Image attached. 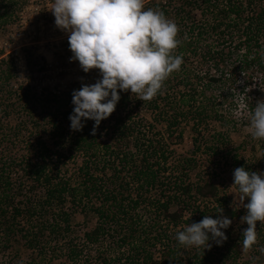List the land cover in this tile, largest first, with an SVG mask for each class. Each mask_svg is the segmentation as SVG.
Listing matches in <instances>:
<instances>
[{"label":"trees","instance_id":"16d2710c","mask_svg":"<svg viewBox=\"0 0 264 264\" xmlns=\"http://www.w3.org/2000/svg\"><path fill=\"white\" fill-rule=\"evenodd\" d=\"M25 2L0 0V38ZM144 8L176 24L180 70L147 101L118 90L95 135L91 120L81 131L69 127L72 92L86 81L42 85L41 73L53 65L37 46L22 49L25 76L0 48V264H247L242 254L264 255L261 226L247 251L244 228L231 224L227 239L210 248L175 240L188 223L216 218L220 209L229 219L245 215L231 209L213 176L225 164L251 168L232 144L233 113L220 108L233 102L242 74L264 72V0H149ZM64 51L71 54L68 45ZM64 51L53 54L61 60ZM186 127L189 155L173 147Z\"/></svg>","mask_w":264,"mask_h":264},{"label":"clouds","instance_id":"9594fccd","mask_svg":"<svg viewBox=\"0 0 264 264\" xmlns=\"http://www.w3.org/2000/svg\"><path fill=\"white\" fill-rule=\"evenodd\" d=\"M50 10L55 26L67 33L70 61H78L85 73L97 69L100 76L95 83L73 90L68 117L72 131H81L91 120L90 134L95 135L100 122L114 111L118 90L147 101L170 74L180 70L182 57L173 55L179 43L176 24L158 10L145 9L144 0H52ZM248 119L251 137L264 139V100L255 104ZM233 186L235 206L246 209L240 218L247 224L240 243L247 250L256 243L257 222H264V171L237 167ZM222 211L216 212L221 213L216 218L205 215L199 222L188 223L175 233V240L185 248H210V241L222 244L227 239L223 230L231 224Z\"/></svg>","mask_w":264,"mask_h":264},{"label":"rangeland","instance_id":"374dc122","mask_svg":"<svg viewBox=\"0 0 264 264\" xmlns=\"http://www.w3.org/2000/svg\"><path fill=\"white\" fill-rule=\"evenodd\" d=\"M48 0H28V2H25V6L23 10H21V17L15 18L13 20V23L16 24L12 30L13 33H19L23 32L26 35H30L29 31H31L32 26H36L38 22H40L42 17H45L40 15L43 12H49L51 11V6H45L44 4L47 3ZM51 1V0H50ZM149 0H144V3L148 2ZM36 5H44V8H40L39 10L36 9ZM50 17H53V19H50ZM46 17L45 23L42 24L41 31L44 32V35L48 36L50 40L47 44L44 45L45 41L40 43V52H42L48 61L50 63H54L56 61L54 57V51L63 52L66 45H68V39L66 36L67 33L63 32L62 30L58 29L54 24V16ZM52 22V23H51ZM63 32L65 35V38L62 39V35L59 34ZM55 34V35H54ZM61 35V36H60ZM16 53L21 54L22 50H16ZM64 56V57H63ZM71 54H68L66 51H64V54H62L63 59L58 60V64L53 65L51 68H48L47 72L41 73L42 81L41 84L44 85L50 84L52 87L60 86L63 88V86L68 85V83L71 81H78L79 79L81 81H86L87 84H93L96 82L97 79L100 78L99 71L97 69H91L89 72L85 73L82 71V69L79 66L78 61L71 60L70 57ZM93 70V71H92ZM92 71V72H91ZM246 77H249L251 81L248 78L247 83H243L242 80ZM247 81V80H246ZM239 82V83H238ZM237 84L233 85V93H234V99L233 102L227 103L224 107L220 108L221 110L227 111L233 113L234 120L236 121V124H238L239 128L236 131H233L231 133V139L232 144L236 146H240L243 155L246 159H248L250 163V167L253 169H247L251 172H261L264 171V139H253L251 135L248 133L247 128L249 125V113L251 109L255 106V104L258 101L264 100V72L255 70L248 72L246 75L242 74L239 77V81ZM39 93V90H38ZM1 115V114H0ZM15 114L11 115V117H14ZM193 134L190 132V128L186 127V130L184 131L183 140H181L178 144H175L173 147L176 149V151L179 154L189 155L192 154L194 145L192 140ZM200 159L204 160V165H209L208 161L209 158L206 155V150L204 147H202L201 153H199ZM219 157H222L219 155ZM223 161V160H222ZM72 166V164H71ZM192 173V180H196V176ZM213 179L217 182H220L223 184V188L227 192L229 198H230V207L231 209H236L241 211V213L244 211L246 213V209L240 205L239 207L235 206L234 200L236 197L235 188L234 186L231 187L233 183V170L231 169V166L229 165H222L220 166L219 170L215 171ZM247 198H245L243 203H247ZM77 222L81 224L79 229L83 228L82 221L83 218L81 215L76 216ZM231 220L232 227L239 229L240 227H243L244 229L247 228L246 223H241V219L238 217H235ZM230 225V226H231ZM261 229L263 233L261 234L264 237V222H257L256 224V232L258 235V230ZM264 239V238H263ZM245 251V250H244ZM247 251V250H246ZM246 253V252H245ZM242 258L249 259V262H246L247 264H264V255L256 256V258H251L247 254L243 255ZM251 262V263H250ZM55 264H62V263H55Z\"/></svg>","mask_w":264,"mask_h":264},{"label":"built area","instance_id":"2783aa9c","mask_svg":"<svg viewBox=\"0 0 264 264\" xmlns=\"http://www.w3.org/2000/svg\"><path fill=\"white\" fill-rule=\"evenodd\" d=\"M43 1V0H42ZM46 1V0H45ZM50 4H52V0H48L46 4H44L45 6H49ZM44 5H36V9H40V8H44ZM45 16L42 17L40 22H38L36 24V26H32L31 27V31H29L30 35H26L25 33H23L22 31L19 33H13V32H8L7 34V38H0V48L5 50V54L4 56L10 55L11 57L14 58V60L17 63V67L19 70V73L22 76H25L27 74H29V70L27 68V64H26V58L25 55L26 53L23 52V48L24 47H31V46H37L38 47V52L40 54H43L42 52H40V43L45 41L44 45L47 44L50 40L49 37L46 35H44V32L41 31L42 28V24L45 23V19L46 17H50L52 16V12H43L40 15ZM50 19H53V17H50ZM48 21V20H47ZM46 21V23H47ZM45 23V24H46ZM52 23V22H51ZM62 35V39L65 38V34L63 32L59 33ZM55 35V34H54ZM60 35V36H61ZM67 36V35H66ZM68 39V37H67ZM16 50H22L21 54L16 53ZM56 52V51H54ZM56 61H54V63H48V66H52L55 64H58V57L57 55L54 56Z\"/></svg>","mask_w":264,"mask_h":264}]
</instances>
